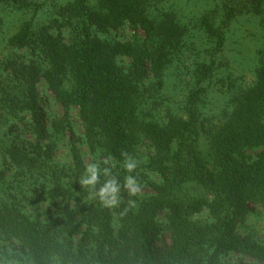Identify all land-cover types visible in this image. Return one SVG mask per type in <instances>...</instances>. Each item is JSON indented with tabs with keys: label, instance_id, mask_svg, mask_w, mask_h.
<instances>
[{
	"label": "trees",
	"instance_id": "obj_1",
	"mask_svg": "<svg viewBox=\"0 0 264 264\" xmlns=\"http://www.w3.org/2000/svg\"><path fill=\"white\" fill-rule=\"evenodd\" d=\"M169 1L0 0V34L4 12L29 16L0 49V248L14 245L16 261L224 264L236 254L264 264V245L236 232L250 207L264 215V41L252 84L215 80L232 22L247 15L264 29V0H207L188 19ZM185 53L190 80L172 108L167 71ZM41 85L61 118L47 116ZM213 89L225 96L217 114L207 113ZM125 151L147 193L121 216L125 204L102 207L78 180L85 156Z\"/></svg>",
	"mask_w": 264,
	"mask_h": 264
},
{
	"label": "rangeland",
	"instance_id": "obj_2",
	"mask_svg": "<svg viewBox=\"0 0 264 264\" xmlns=\"http://www.w3.org/2000/svg\"><path fill=\"white\" fill-rule=\"evenodd\" d=\"M179 13L182 18H195L201 12L211 9V2L207 0H170L168 6ZM4 18V26L0 34V49L5 44V40L12 35L20 25L21 21L29 16H21L18 14L4 12L2 14ZM121 38L127 39L130 36V32H124L119 34ZM119 36V37H120ZM227 41L223 53L218 58L220 63L219 69L216 72L215 80L226 78L231 76V79L239 84L250 85L255 79L254 70L257 66L256 53L260 49L264 41V29L261 27L259 20L251 16H239L231 24L229 32L226 35ZM4 53V52H2ZM193 61V57L189 53L184 54V59L175 68V64L167 71V86L164 93L169 97L167 103L168 106L176 108L178 103L183 99L185 92L187 90V82L190 80V75L187 74L189 67ZM177 75V76H175ZM221 83L218 84L220 86ZM40 97L42 100L48 99V103L44 104L46 106V113L49 118H61L60 108L53 103L51 95L46 92L44 85L39 87ZM225 96L216 92L213 89V93L210 96V103L208 105L207 113L217 114L221 108ZM47 102V101H46ZM45 102H42L43 104ZM43 105V106H44ZM73 130L76 137L80 134V125L78 121L77 111L72 112L71 117ZM68 139V138H67ZM67 139H63L59 145L56 153V162L63 163L67 159ZM81 150L86 153L84 146ZM138 152L143 156V159L147 157L149 152L140 146ZM258 151H248L247 155L255 156ZM86 163H89L87 156L84 157ZM147 191H143L146 194ZM263 208L261 207H250L249 213L247 214L245 220L236 226V232L241 237H250L252 241L264 245V215L262 214ZM195 220L202 222L208 221L206 213L197 215L194 217ZM159 222L164 221V214H159L157 217ZM164 246L169 245L168 235H163ZM4 247L0 248V264H28L16 261L14 258V252L16 247L11 244H3ZM4 252H8L5 255ZM222 262L224 264H238V263H252L249 258H241L239 255L230 254L223 258Z\"/></svg>",
	"mask_w": 264,
	"mask_h": 264
},
{
	"label": "clouds",
	"instance_id": "obj_3",
	"mask_svg": "<svg viewBox=\"0 0 264 264\" xmlns=\"http://www.w3.org/2000/svg\"><path fill=\"white\" fill-rule=\"evenodd\" d=\"M121 157L122 160L118 161L111 154L101 157L98 153L84 166L78 182L87 191L88 199L99 202L104 208L114 210L120 208L122 203L125 204L119 213L123 216L131 210L139 209L143 186L138 175L134 174L141 161L126 151L121 153ZM118 167L125 173L122 179L115 171ZM122 192L127 194L126 201Z\"/></svg>",
	"mask_w": 264,
	"mask_h": 264
}]
</instances>
